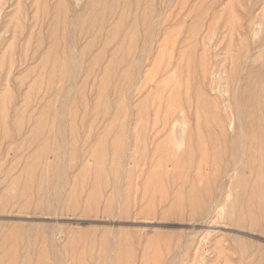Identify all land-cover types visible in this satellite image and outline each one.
<instances>
[{
	"label": "rangeland",
	"instance_id": "obj_1",
	"mask_svg": "<svg viewBox=\"0 0 264 264\" xmlns=\"http://www.w3.org/2000/svg\"><path fill=\"white\" fill-rule=\"evenodd\" d=\"M263 118L264 0H0V264H264Z\"/></svg>",
	"mask_w": 264,
	"mask_h": 264
},
{
	"label": "bare ground",
	"instance_id": "obj_2",
	"mask_svg": "<svg viewBox=\"0 0 264 264\" xmlns=\"http://www.w3.org/2000/svg\"><path fill=\"white\" fill-rule=\"evenodd\" d=\"M71 1V0H70ZM141 1V0H140ZM141 3V2H140ZM129 5V4H128ZM141 6H142V4H141ZM140 6V7H141ZM73 10V9H72ZM156 10V9H155ZM75 12V11H74ZM128 13V12H127ZM141 13V12H140ZM74 14V13H73ZM144 14V13H143ZM156 14V13H155ZM71 16V15H70ZM71 18V17H70ZM74 18V17H73ZM44 19V18H43ZM153 19V18H152ZM158 19V18H157ZM70 20V19H69ZM134 20V19H133ZM132 20V21H133ZM153 20H155V19H153ZM129 21H131V20H129ZM158 21V20H157ZM155 22V21H154ZM39 23H40V21H39ZM150 23V25L153 23V22H149ZM156 23V22H155ZM155 23H154V26H155ZM149 25V26H150ZM152 26V25H151ZM66 28H68V26L66 27ZM86 28V27H85ZM105 29V28H104ZM149 29H152L151 27H149ZM41 30V29H40ZM57 30V29H56ZM69 30L70 29H68V30H66L68 33H69ZM126 30V29H125ZM154 30V29H153ZM71 31V30H70ZM152 31V30H151ZM48 32V31H47ZM66 32V33H67ZM141 32V31H140ZM153 32V31H152ZM55 33V32H54ZM83 33H84V31H83ZM151 33V32H150ZM152 34V33H151ZM122 35V34H121ZM68 36V35H67ZM77 36V35H76ZM102 36H103V33H102ZM47 37H48V35H47ZM153 37V36H152ZM68 38V37H67ZM121 38V37H120ZM154 38V37H153ZM152 38V39H153ZM102 39H103V37H102ZM151 39V38H150ZM151 39V40H152ZM120 40V39H119ZM151 40H149V41H151ZM39 41V40H38ZM52 41V40H51ZM68 41V40H67ZM41 43V42H40ZM49 43H50V41H49ZM70 43H71V41H70ZM70 43H68V44H70ZM72 44V43H71ZM148 45V44H147ZM154 46V45H153ZM112 47V46H111ZM111 47H110V49H111ZM48 48V47H47ZM32 49H35V48H32ZM74 49H72V51H73ZM142 51H143V49H142ZM142 51H141V53H142ZM76 53L77 51L75 50V51H73V53ZM74 53V54H75ZM76 55V54H75ZM137 55V54H136ZM143 55V54H142ZM139 56H141V54L139 55ZM78 57V56H77ZM136 57V56H135ZM87 58V57H86ZM137 58H138V56H137ZM78 59H79V57H78ZM140 59H142V58H140ZM134 61H136V59L134 60ZM78 63V62H77ZM136 64V63H135ZM134 64V65H135ZM57 65H56V62H53V65H52V67L54 68V67H56ZM75 66H76V63L73 61V59L70 57V56H68V59L64 62V63H62V66H61V71H62V74L64 75V76H66V77H68L69 76V74H70V72L74 69V71H76V69L77 68H75ZM141 66H142V64H141ZM77 67H78V65H77ZM135 67H136V65H135ZM122 68V67H121ZM127 68H130V65L129 66H127ZM137 68V67H136ZM83 69V68H82ZM135 70V69H134ZM36 73V72H35ZM73 74H74V72H73ZM71 77V76H70ZM73 77H74V75H73ZM74 79V78H73ZM73 79H72V82H73ZM67 80V79H66ZM69 80V79H68ZM75 81V80H74ZM76 82V81H75ZM114 82H115V78H114ZM113 82V83H114ZM70 83V82H69ZM68 84V83H67ZM66 84V85H67ZM74 84V87H75V84L76 83H73ZM69 85V84H68ZM44 86V85H43ZM65 87V86H64ZM63 87V88H64ZM68 88V87H67ZM67 91V90H66ZM71 91H72V89H71ZM70 91V92H71ZM63 92V91H62ZM66 93V92H65ZM244 93V92H243ZM49 95H51V93L49 94ZM63 95V93L61 94V96ZM68 94H66V96H67ZM61 96H60V98H61ZM65 96V97H66ZM69 96V95H68ZM65 97H63V98H65ZM63 98H61V99H63ZM60 99V101H62ZM250 100V99H249ZM258 101V100H257ZM59 102V101H58ZM246 102V101H245ZM57 104V103H56ZM109 104H111L110 102H109ZM248 105H249V103H248ZM253 105V104H252ZM54 106H55V104H54ZM258 106V105H257ZM58 107V106H57ZM253 107V106H252ZM255 107V106H254ZM260 107V106H259ZM250 109V108H249ZM248 109V110H249ZM256 109V108H255ZM252 111H254V110H252ZM59 113H60V111H59ZM262 113V112H261ZM260 113V114H261ZM37 114V113H36ZM63 114H65V113H63ZM58 115V114H57ZM60 115V114H59ZM58 115V116H59ZM65 116V115H64ZM108 116H109V114H108ZM60 117H63V116H61L60 115ZM60 117H58V118H60ZM66 117V116H65ZM262 117V116H261ZM65 119V118H64ZM57 120V119H56ZM62 120V122H63V118L61 119ZM66 120V119H65ZM254 120V119H253ZM263 120H264V118H263ZM35 122V121H34ZM61 122V123H62ZM68 122V121H67ZM255 122V121H254ZM64 123V122H63ZM66 123V122H65ZM263 123H264V121H263ZM260 124H261V122H260ZM62 125V124H61ZM255 125V124H254ZM57 126V125H56ZM67 126H65V128H66ZM67 129V128H66ZM57 130V129H56ZM255 130V129H254ZM67 131V130H66ZM20 132V131H19ZM64 132H65V130H64ZM257 133V132H256ZM65 134V140H66V138H67V134L66 133H64ZM245 135V134H244ZM258 135H260V136H263L264 137V134H250V141H249V146H251V140L252 141H254L253 139H255ZM21 136H22V134H21ZM111 136V135H110ZM241 137H242V135H240ZM236 137V136H235ZM246 137H247V135H246ZM56 138H57V136H56ZM240 138V137H239ZM29 139H30V137H29ZM59 139H61V137L59 138ZM31 140H33V139H31ZM30 140V141H31ZM242 140V139H241ZM240 140V141H241ZM10 141V140H9ZM34 141V140H33ZM243 142V141H242ZM256 142H257V140H256ZM10 143H11V141H10ZM36 143V142H35ZM241 143V142H240ZM244 143V142H243ZM33 144V143H32ZM65 145H67L66 144V141H65V143H64ZM64 145V146H65ZM74 145V144H73ZM230 145V144H229ZM229 145H228V147H229ZM241 145V144H240ZM240 145L238 146V148L240 147ZM40 146H41V144H40ZM75 146V145H74ZM245 146V145H244ZM255 146V145H254ZM35 147H36V145H35ZM245 147H247V146H245ZM33 148V147H32ZM49 148V147H48ZM47 148V149H48ZM241 148H239L238 150H240ZM30 150H32V149H30ZM64 150H66V149H64ZM63 150V151H64ZM235 150V149H234ZM50 151H51V149H50ZM250 151V150H249ZM254 151H255V149H254ZM30 152V151H29ZM236 152V150L234 151V153ZM56 154H58V157H60V159H61V157L62 158H64L63 157V154L65 153V152H63L62 153V151L60 150L59 152H55ZM233 153V154H234ZM237 153H239L238 151H237ZM245 153V152H244ZM243 153V154H244ZM27 154V153H26ZM50 154V153H49ZM72 154H74V153H72ZM240 154H241V152H240ZM239 154V155H240ZM256 154H258V155H261V156H263V158H264V153H263V151H262V147L260 148H258L257 150H256ZM22 155V154H21ZM237 155V154H236ZM235 155V157L237 158V156ZM25 156V155H24ZM57 156V155H56ZM241 157V158H240ZM235 158V159H236ZM238 158L240 159V161H241V159H242V156H238ZM60 159H59V161H60ZM72 159V158H71ZM62 160L64 161V159H61V168H59V169H57V168H54V169H56V170H54V172H55V174H56V176L59 178V180L60 179H62V176H63V170H65V169H63L62 168V165L63 164H66V163H63L62 162ZM23 161V160H22ZM75 161V160H74ZM102 161L103 160H101V164H100V169H102ZM237 161V160H236ZM261 167H260V174H259V176H258V181H257V189L259 190V191H261V192H264V175L262 174V167H263V163H264V159L262 160L261 159ZM56 162V161H55ZM63 163V164H62ZM74 163V162H73ZM241 163V162H240ZM238 164H239V162H238ZM255 164V163H254ZM60 165V164H59ZM57 166V165H56ZM64 166V165H63ZM66 166V165H65ZM238 167L240 166V165H237ZM250 166V165H249ZM236 167V166H235ZM258 167V166H257ZM50 169H52L51 167H48V170H50ZM63 169V170H62ZM71 169V168H70ZM234 169H236V168H234ZM252 169H254V167L252 168ZM255 169H257L256 167H255ZM3 170V169H2ZM14 170V169H13ZM15 171V170H14ZM21 171H22V169H21ZM66 171V170H65ZM64 171V173H66ZM72 170H70V171H68V172H71ZM102 171V170H101ZM23 173V172H22ZM21 173V174H22ZM68 174V173H67ZM67 174H66V176H67ZM12 175V174H11ZM3 176V175H2ZM23 176V175H22ZM38 176V175H37ZM46 176V175H45ZM7 177V176H6ZM8 177H10V176H8ZM35 177V176H34ZM12 178V177H11ZM39 178V177H38ZM68 178V177H67ZM13 179V178H12ZM21 179H22V177H21ZM35 179V178H34ZM70 179H68V181H69ZM36 181V180H35ZM58 182L59 181H57V184H58ZM62 182V181H61ZM60 182V183H61ZM70 182V181H69ZM6 183V182H5ZM11 183V182H10ZM44 183V182H43ZM7 184V183H6ZM21 184V183H20ZM2 185V184H1ZM0 185V186H1ZM60 185V184H59ZM44 186V185H43ZM237 189H236V191L238 192V194H240V193H242L243 192V190H244V188L242 187V184H241V182L240 181H238V183H237ZM12 187V186H11ZM34 188V187H33ZM44 188V187H43ZM62 189H63V191H64V188H61V191H62ZM18 190V189H17ZM14 191V190H13ZM13 191H11V192H13ZM55 191V190H54ZM61 192V193H64V192ZM60 193V192H59ZM257 194V193H256ZM7 195V194H6ZM9 195V194H8ZM56 195V194H55ZM234 195V194H233ZM261 196H263L262 194H260ZM61 196V195H60ZM10 197V196H9ZM13 197V196H12ZM50 197H52V196H50ZM243 197V196H242ZM260 197V196H259ZM10 199H11V197H10ZM10 199H8V200H10ZM50 199V198H49ZM52 199V198H51ZM60 199H61V197H59V200L58 201H60ZM5 200V199H4ZM33 200H34V198H33ZM243 200V199H242ZM259 200V199H258ZM6 201V200H5ZM253 200L251 199V198H249L248 199V201H247V203H246V205H245V209H247V212H250V208H251V202H252ZM14 202V201H13ZM49 202H51V201H49ZM58 203V202H57ZM50 204V203H49ZM52 204H53V202H52ZM59 204V203H58ZM53 206V205H52ZM237 206H238V204H237ZM58 207V206H57ZM244 207V206H243ZM32 208V207H31ZM235 208H237V207H235ZM43 209V208H42ZM54 209V208H53ZM56 209V208H55ZM54 209V210H55ZM44 210V209H43ZM47 210H48V208H47ZM52 210V209H51ZM50 209H49V211H51ZM57 210V209H56ZM236 211H237V209H236ZM235 211V212H236ZM254 211H255V209H254ZM259 211V210H258ZM45 212V211H44ZM52 212V211H51ZM50 212V213H51ZM56 212V211H55ZM234 212V213H235ZM47 213H48V211H47ZM49 213V214H50ZM256 214H257V212H256ZM263 216H264V213H263ZM253 217V216H252ZM261 220H262V218H261ZM260 220V221H261ZM264 220V219H263ZM257 223V220H256V217L254 218H252L251 220H250V226L251 227H254L255 225H257L255 222ZM234 222L236 223V224H241V223H245V219L242 217V214L241 215H238L237 216V218L236 219H234ZM261 223H262V221H261ZM234 226V225H233ZM245 226H246V224H245ZM261 226V225H260ZM13 227V226H12ZM15 227V226H14ZM258 227V226H257ZM261 229V228H260ZM244 230V229H243ZM257 230V229H256ZM246 231H248V230H246ZM254 233V232H253ZM262 233V232H261ZM10 236V235H9ZM11 240H12V238H10ZM25 239V238H24ZM4 242V241H3ZM9 249H10V246H9ZM11 250V249H10ZM26 250H28V249H26ZM248 251V250H247ZM27 252V251H26ZM31 253V252H30ZM247 255V254H246ZM31 256V255H30ZM255 257V256H254ZM30 260V259H29ZM262 262L261 263H263V259L261 260ZM22 262V261H21ZM29 262V261H28ZM256 262V261H255ZM54 264H56V262L54 263ZM255 264V263H254Z\"/></svg>",
	"mask_w": 264,
	"mask_h": 264
}]
</instances>
